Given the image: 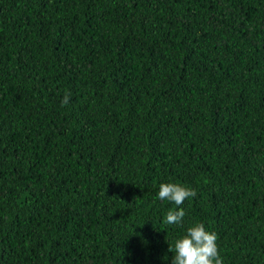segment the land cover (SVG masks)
Instances as JSON below:
<instances>
[{"label":"trees","instance_id":"1","mask_svg":"<svg viewBox=\"0 0 264 264\" xmlns=\"http://www.w3.org/2000/svg\"><path fill=\"white\" fill-rule=\"evenodd\" d=\"M197 223L264 264V0H0V264H172Z\"/></svg>","mask_w":264,"mask_h":264},{"label":"clouds","instance_id":"2","mask_svg":"<svg viewBox=\"0 0 264 264\" xmlns=\"http://www.w3.org/2000/svg\"><path fill=\"white\" fill-rule=\"evenodd\" d=\"M69 95L66 94L61 101L62 105L69 103ZM197 193L188 187L163 183L160 185L158 199L174 203L179 210H170L166 214L165 224L181 225L186 216L183 207L186 200L195 198ZM218 236L215 232H209L202 223H197L187 228L183 237L169 245V252L175 255L172 264H223L217 244Z\"/></svg>","mask_w":264,"mask_h":264}]
</instances>
